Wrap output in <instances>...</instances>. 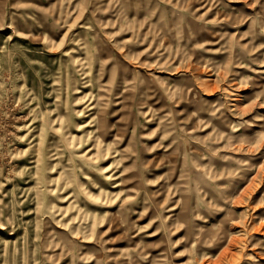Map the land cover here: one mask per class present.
I'll use <instances>...</instances> for the list:
<instances>
[{
	"label": "rangeland",
	"instance_id": "374dc122",
	"mask_svg": "<svg viewBox=\"0 0 264 264\" xmlns=\"http://www.w3.org/2000/svg\"><path fill=\"white\" fill-rule=\"evenodd\" d=\"M0 264H264V0H0Z\"/></svg>",
	"mask_w": 264,
	"mask_h": 264
}]
</instances>
